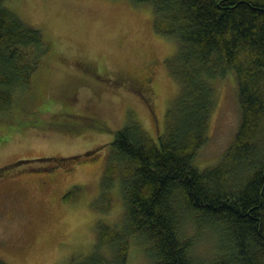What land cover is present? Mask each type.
Segmentation results:
<instances>
[{"label":"trees","instance_id":"obj_1","mask_svg":"<svg viewBox=\"0 0 264 264\" xmlns=\"http://www.w3.org/2000/svg\"><path fill=\"white\" fill-rule=\"evenodd\" d=\"M5 1L0 0V122L5 113L19 110L53 48L48 34L25 22ZM133 1L149 4L155 31L176 41V51L166 63L180 93L166 113L159 143L136 122L117 130L110 143L105 187L120 176L122 225L99 222L92 251L69 264H127L128 250L137 239L133 236L146 240L154 264H264V0ZM156 65L154 59L142 75L153 78ZM227 74L236 79L238 130L221 160L202 168L195 158L208 138L214 103L211 81ZM140 80V75H123L116 85L128 88L132 82V91L140 93L147 79ZM92 152L39 158L46 162L30 169L51 173L61 160L74 162ZM23 162L28 160L1 166L0 176ZM64 166L72 168L71 163ZM208 228L218 236L209 256L206 250V255L197 252L199 230ZM0 264L10 263L0 257Z\"/></svg>","mask_w":264,"mask_h":264},{"label":"rangeland","instance_id":"obj_2","mask_svg":"<svg viewBox=\"0 0 264 264\" xmlns=\"http://www.w3.org/2000/svg\"><path fill=\"white\" fill-rule=\"evenodd\" d=\"M5 3L48 34L53 48L35 73L30 92L20 100L19 110L5 113L0 122V167L28 160L4 169L0 176V257L10 264H69L92 251L99 222L122 225L120 176L105 187L110 143L117 130L130 122L146 128L159 143L166 113L180 93L166 63L177 45L155 31L152 7L133 0ZM154 59L155 73L140 94L132 91V82L128 88L116 85L117 76L143 79L141 72ZM93 69L108 74L107 78H99ZM233 75L211 81L214 103L207 141L196 152L199 167L217 164L238 130L241 107ZM61 127L80 132L64 133ZM89 150L91 157L61 160L51 173L30 169L46 162L39 158ZM70 163L72 168L66 169L64 165ZM199 237L197 252L206 255L208 247L209 256V246L218 236L208 228L199 230ZM133 238L141 245L136 239L130 246L127 264H154L146 240ZM99 252L109 256L107 251Z\"/></svg>","mask_w":264,"mask_h":264},{"label":"flooded vegetation","instance_id":"obj_3","mask_svg":"<svg viewBox=\"0 0 264 264\" xmlns=\"http://www.w3.org/2000/svg\"><path fill=\"white\" fill-rule=\"evenodd\" d=\"M95 72H96V75L99 77V78H101V79H105V78H107L106 76L108 75V74H106V73H104V72H97V70H95V69H93ZM88 71H90V72H92L91 70H89L88 69ZM86 73H87V71H86ZM90 78V77H89ZM151 78V75H143V79H147V80H149ZM119 79H120V76H117V77H115V79H114V81H115V83H117L118 81H119ZM142 78H141V80L140 81H142L143 80ZM143 87L141 86L138 90L139 91H141V89H142ZM136 93H138V92H136ZM138 94H140V93H138Z\"/></svg>","mask_w":264,"mask_h":264},{"label":"bare ground","instance_id":"obj_4","mask_svg":"<svg viewBox=\"0 0 264 264\" xmlns=\"http://www.w3.org/2000/svg\"><path fill=\"white\" fill-rule=\"evenodd\" d=\"M186 226H187V228L191 231V232H194V230H193V227L191 226V225H189L187 222H185L184 223ZM206 227V226H205ZM182 231H183V233L186 231V228L185 227H183V229H182ZM213 232L215 233V235H216V232L213 230ZM214 244L213 243H211V245L209 246L210 247V249H211V251L213 250L214 251ZM207 252H208V247H207V250H206Z\"/></svg>","mask_w":264,"mask_h":264}]
</instances>
